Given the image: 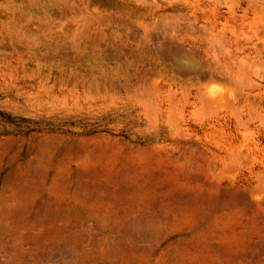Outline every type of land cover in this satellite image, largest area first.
<instances>
[{
  "label": "rangeland",
  "instance_id": "rangeland-1",
  "mask_svg": "<svg viewBox=\"0 0 264 264\" xmlns=\"http://www.w3.org/2000/svg\"><path fill=\"white\" fill-rule=\"evenodd\" d=\"M223 1L0 0V264H264V26Z\"/></svg>",
  "mask_w": 264,
  "mask_h": 264
},
{
  "label": "bare ground",
  "instance_id": "bare-ground-1",
  "mask_svg": "<svg viewBox=\"0 0 264 264\" xmlns=\"http://www.w3.org/2000/svg\"><path fill=\"white\" fill-rule=\"evenodd\" d=\"M184 1V0H183ZM193 1H196V0H193ZM207 1V0H206ZM223 1V0H222ZM245 1V0H244ZM179 2V1H178ZM210 2H212L213 3V6H215L216 4H218V2H219V0H210ZM224 2V1H223ZM223 2H220L221 4H223ZM240 2V1H239ZM238 3V2H237ZM180 4H181V2H180ZM235 4V3H234ZM219 5V4H218ZM230 6V5H229ZM241 6V5H240ZM207 7H209V6H207ZM223 7V6H222ZM234 9H235V7H229V8H227V13H229V14H232V15H234V16H237L236 15V12L234 11ZM244 11V10H243ZM251 13V16L250 17H247L246 16V13ZM248 16H249V14H248ZM238 17H239V19L240 20H243V23L242 24H244L245 22L246 23H248V24H250V25H255V24H263V26H264V0H255V1H247V11H244V13L243 14H241V15H238ZM193 23H194V21H193ZM205 27V26H204ZM253 27V26H252ZM262 27V26H261ZM250 28V27H249ZM254 28V27H253ZM247 29V28H246ZM245 29V30H246ZM262 29H263V27H262ZM211 31H213V30H207V32L209 33L210 32V37H212L211 36V34H213V32L211 33ZM252 31H254V30H252ZM256 33H259V31H255ZM216 36H218V38H219V40L218 41H214L215 43H217L216 44V46H215V50L214 51H219V52H226V51H228V49H229V45H227V42H226V40H225V38L222 36L223 34H222V30L221 29H216L215 30V33H214ZM214 34H213V36H214ZM241 34V33H240ZM240 34H236V35H240ZM207 36V35H206ZM207 37H209V36H207ZM205 38V37H204ZM260 38H262V39H260V41L261 42H263V38L264 37H261L260 36ZM212 42V41H211ZM210 42V43H211ZM214 44V43H213ZM215 45V44H214ZM209 49H210V47H209Z\"/></svg>",
  "mask_w": 264,
  "mask_h": 264
}]
</instances>
